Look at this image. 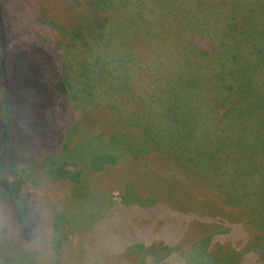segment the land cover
Instances as JSON below:
<instances>
[{
  "label": "trees",
  "instance_id": "obj_1",
  "mask_svg": "<svg viewBox=\"0 0 264 264\" xmlns=\"http://www.w3.org/2000/svg\"><path fill=\"white\" fill-rule=\"evenodd\" d=\"M83 2V14L81 9L73 8L68 13L71 15L70 21L79 26L82 25V16L84 13L89 14L86 13L87 9L97 12L95 14L97 18L94 21L101 22L108 16L104 26L101 27L103 31L95 33L97 36H94L93 40L89 42L95 43V46L98 37L102 40L112 37L116 40L121 38L127 42L132 36L133 33L130 29L120 30L125 32L123 37L115 31L112 32L113 36L109 34V29L116 28L118 24L116 18L119 16L122 4L136 3L140 9L152 8V10L162 11L164 15L169 12L176 17V20L165 22L163 26L170 30L173 27L186 28L187 34H184L186 40L180 41V43L176 42L177 48L184 51L193 49L202 56L215 55L217 62V68L213 69L209 67V63L200 67L195 65L199 61L192 62V65L199 67L194 70L190 65L189 72H192L174 82L173 90L180 93L186 102L185 110L176 115L180 125L183 126L182 135L188 133L189 137L194 139L197 136L202 137L201 140L206 142L202 146H205L208 144L205 134L213 136L210 132L211 128H217V136H219L225 132V127L228 124L236 125L238 128L234 132L242 134L243 140H246L244 141L246 143L244 145L245 153L249 152L254 157L257 153L264 155V145L250 146L248 149L250 135L264 134V131L259 133L250 130L249 122L246 123L249 102L257 103L264 108V0H84ZM10 3H16L19 6L21 3V11L16 13V18L8 10ZM25 7H27V0H0V264H40L47 262L46 258L50 260L51 264H138L129 256L126 258L113 252L106 233V215L101 217L99 223L93 224L96 221H84L80 212L67 214L68 219L60 228H56V222L53 224L55 230L50 237L47 221L42 214V204L27 186L29 181L27 172L35 166L43 165L46 160H53L59 146L63 143L66 132L64 124L68 121L67 105L73 101L69 98L67 74L64 72L63 57L61 58L64 49H67L68 46L66 43H62L64 39L56 40L57 30L55 28L51 26L46 28L47 25H45L40 29H30L29 52L38 53V55L36 58H32V55L25 57L24 68L23 66L20 68L14 58L21 47L12 40L11 32L19 23L26 22L28 14L23 12ZM24 28L26 27L21 25L19 30L21 35L18 32V36L25 40L27 29ZM189 28L194 29L190 30ZM181 33L183 35V32ZM46 36L49 43L43 41ZM120 42L121 40L118 41V43ZM128 42L130 43V41ZM128 48L129 44H125L120 54L127 55L129 58L134 57V55L128 54ZM130 49L137 53L136 44ZM155 53L159 54L156 50ZM193 54L192 52L190 55ZM132 63L136 65L140 62L132 61ZM98 65L94 69H98ZM23 69L36 73L38 79L42 78L46 82L43 86L45 91L50 94V99L45 101V98L42 97L40 108H31L28 104L27 110V107L23 106L24 101L19 95L18 87L21 84ZM203 69L214 71L204 76L200 74V72L204 73ZM130 75L128 74V77ZM102 76L106 77L103 72ZM118 77H120L119 74L117 81H119ZM133 77L136 79L134 75ZM199 79H201L203 89L207 90L206 93L210 92V88H220L221 91H217L215 95H224L229 101L226 108H222L223 113L220 105L213 108V118L217 119H212V123L205 126L199 116H206L209 111L198 110L197 96L194 92L198 85L196 81ZM157 81L156 88L160 89L162 80ZM117 85L121 88L119 93L123 97L129 96L132 92L130 83L126 88H122L118 82ZM238 88L249 89L247 101L245 98V100L242 99ZM161 89L163 90V87ZM156 91L159 93L160 90ZM138 95L141 96V94ZM165 95L167 93L164 92V96L160 97L162 107L157 110L155 118H145L139 115L137 118L134 117L137 126L145 128L147 132V126L152 125L153 132L159 135L162 125L160 122L166 121L164 120L167 115L165 110L169 108L171 111L175 106L181 109L174 103L173 106H169V102L165 101ZM132 118L129 115L127 120L131 121ZM235 120L238 123L234 124ZM257 124H261V122L257 120ZM219 127H221L220 133ZM191 138L189 139L193 140ZM153 139L151 141H154ZM216 148L215 154L212 153L211 158H214L219 169L211 171L218 173L221 176V181L218 182L217 178L208 177L207 169H205L201 178H198V182L203 180L204 182L200 183L209 187L211 185V188L218 190L221 196L229 198L222 200V204L238 208L239 214L236 221L224 223L223 219L220 224V219L216 217L217 214L200 220L193 213L189 215L180 213L158 203H153L154 207L135 205L128 208L123 205L122 201L118 202L108 198L102 205L103 214L117 211L114 214L121 218V214L131 211L129 214L134 216L132 209L138 214L135 233L131 236L126 234L125 245L122 247L123 250L127 248L126 255L145 253L144 262L141 264H264V184H262L264 172L254 171L256 168L264 166L257 162L248 171V176L251 174L248 179L240 176L236 178L235 174L234 182L227 184L226 176L234 174L231 164L233 163L232 157L235 156L228 152L232 148L225 144ZM108 152L110 153H106L107 159L101 163L104 165L100 170H103L105 165L106 168L111 167L114 170L122 161L119 160L117 164H114V162L116 163L115 156L113 152ZM122 156L126 155L123 153ZM184 157L186 161L183 165L181 161ZM200 157L206 156L201 155ZM173 158L180 161L179 166H184V171L186 168L189 170L190 156L188 154ZM172 162L175 163V161ZM19 165L22 169L20 174L14 173L15 166ZM52 167L55 169L48 172V177L55 179L56 169L59 168V165H54L53 162ZM201 169L203 170V168ZM92 171L96 172L97 169ZM153 171H156L155 168ZM184 171L170 167L164 172H156L160 176L163 175L162 177L175 174L178 179L184 180L181 174ZM211 171L208 170V173ZM236 171L238 170L236 169ZM102 173L97 176H101ZM198 174L201 175L200 170ZM9 175H12V178H9ZM253 185L256 187L251 188ZM86 205L87 199L83 200L80 211L86 209ZM246 208H248V216ZM160 211H164V215L167 212L169 217H186L203 226L209 225L211 227L209 233L200 240L201 249L198 251L192 247L190 252L181 249L182 246L179 245L182 242V232L172 233L168 236L164 235L165 232L160 235L157 228L160 223ZM142 218L147 220L146 225L152 226L150 229L144 230L148 228L145 226L144 229H141ZM88 223H91L92 226L86 227ZM253 229L257 233H253ZM78 230H83V234H85L82 240L83 248L77 249L75 255L71 253V257H67L69 249L66 242L72 244L73 239L69 240V236ZM239 241H244V243L239 245ZM247 242L249 248L241 251ZM156 244H163L168 248V253L160 261L162 263L157 261L154 255ZM215 246H217L216 253L213 252ZM225 246H228L227 250L224 249ZM148 247H150L149 253L145 250ZM72 248L71 246L70 249ZM49 262L47 264H50Z\"/></svg>",
  "mask_w": 264,
  "mask_h": 264
},
{
  "label": "rangeland",
  "instance_id": "obj_2",
  "mask_svg": "<svg viewBox=\"0 0 264 264\" xmlns=\"http://www.w3.org/2000/svg\"><path fill=\"white\" fill-rule=\"evenodd\" d=\"M83 1L27 0V7L23 9V12L28 14L26 22L24 20L25 23H19L11 32L12 40L21 47V50L17 51V55L14 57L20 68L22 66L24 68L25 57L32 55V58H36L38 55V53L29 52L28 48L31 38L30 29L32 28L40 29V27H45V25H47L46 28L51 26L57 30L56 40L64 39L62 43H66L68 46L67 49H64L61 58L63 57L62 62L65 69L64 72L67 74L69 98L73 101V106L72 103L67 105L68 121L64 124L66 131L64 140L53 160H46L43 165L35 166L27 172L29 178L27 186L30 187L35 198L42 204V214L47 221V230L50 237H52L55 230L53 224L56 222V228H60L65 220L67 221V214L80 212L79 214H81L84 221H96L93 224L99 223L101 217L106 215V233L113 252L119 253L126 258L129 256L135 263L141 264L144 262L145 253L139 252L126 255L127 248L125 250L122 248L125 245L126 234L131 236V234L135 233L138 214L134 209H132L134 216L129 214L131 211L121 214V218L114 214L117 211H111L108 213L109 215L103 214L102 205L108 198L115 199L118 202L122 201L123 205L128 208L135 205L154 207L153 203H158L180 213L188 215L193 213L200 220L217 214L216 217L220 219V224H222L223 219L224 223L236 221L235 219L238 218L239 214L238 208L222 204V200L229 198L221 196L218 190L211 188L210 184L209 187L204 185V183H200L204 182L203 180L198 182V178H201L202 173L207 169L208 177L217 178L218 182L221 181V176L211 171L219 169L211 155L212 153L215 154L216 147L221 144L231 147L232 150L228 152L235 156L232 157L233 163L231 164L232 168H234V174L226 176L227 184L234 182L235 174L236 178L240 176L248 179L251 175L248 176V171L255 163L259 162L264 166V155L257 153L254 157L249 152H247L248 154L245 153L244 145L246 143L244 141L246 140H243L242 134L234 132L238 128L236 125L228 124L225 127V132L219 134V136H217V128H211L212 131L210 132L213 136L205 134L208 143L205 146H202V144L206 143L201 140L202 137L197 136L194 139L189 137L188 133L182 135L183 126L180 125L176 115L178 112L185 110L186 102L182 99L180 93L173 90V78L172 76H167V74L172 75L173 73L170 68L168 69V66H170L168 60L171 54H180L181 62L186 64H188L192 52L199 54L193 49L184 51L177 48L176 42L180 43V41L186 40L184 35L187 34L185 32L186 28L173 27L170 30L162 26L165 22L156 23L153 47L154 53L156 50L159 55L155 53V60L151 62L154 69L150 73L141 72L138 75V79L134 73L136 78L134 79L133 73L130 70H126L130 68V64L125 60L122 61L123 54H120L125 44H129L128 54L130 56L135 54V50L130 49L135 44L134 41L131 42V38L128 39L130 43L121 38V42L118 43L120 40L112 39L113 37L105 40L98 37L96 38L98 40L96 46L94 45L95 43H89L94 36H97L95 33L103 31L101 27L104 26L108 16L101 22L96 20L95 22L94 19L97 18L95 15L97 12L87 9L86 13L89 14L86 15L84 13L82 16V25L79 26L69 20L71 15L68 13L73 8L81 9L83 14ZM8 10L16 18V13L21 11V3L20 6L16 3H10ZM148 11L152 12V8L148 9ZM166 14L169 20L177 19L169 12H166ZM21 25L26 27L24 29H27L25 40L18 36ZM181 26L184 25L181 24ZM49 30L52 32L50 27ZM120 30L119 28H110L109 34L113 36L112 32L115 31L118 35L125 36V32ZM181 32H183V35ZM19 33L21 35V32ZM161 34H164L163 38L159 37ZM43 41L49 43L48 37H44ZM136 47L141 52V46L136 45ZM150 49L151 47L149 46L147 50L145 49V52H150ZM93 58L95 60H92ZM212 58H209L206 63H214ZM97 65L99 66L98 69H94ZM164 67L167 78H165L163 73ZM182 67V64H180L179 70H182ZM23 70L21 72V84L18 86L19 95L24 101L23 106L27 107V110L28 104L31 108H40L42 106V97L45 98V101L50 99V94L45 91L43 86L46 82L42 78L38 79L36 73ZM102 72L106 77L102 76ZM118 74L121 77V79L118 77L119 81H117ZM128 74L131 75L128 77ZM161 75L163 76L160 77ZM158 76L162 80L159 78V81H161L160 89L156 88ZM152 80L153 82L155 81L152 84L153 86L149 84ZM117 82L121 84L122 88H126L129 83L130 85L133 83L131 85L132 92L129 96H121L119 93L121 88L117 85ZM162 87L163 90L161 89ZM156 90H160L159 93ZM237 90L242 99L247 101L249 89L238 88ZM164 92L165 94L167 93L165 95L166 103L169 102V106H173L174 103L181 109L175 106L171 111L169 108L165 110L167 115L164 120L167 122H160L162 125L159 135L153 132L152 125L147 126L148 130L146 132L145 128L135 124L134 117L137 118V115H139L145 118H155L157 110L162 107L160 97L164 96ZM138 94H141V96ZM209 98V109L211 112L216 106L227 103L224 95L216 96L210 93ZM129 115L133 117L131 121L127 120ZM263 115L264 108L257 103H248V120L246 123L248 124L249 122L250 130H255V132L259 133L264 131ZM257 120L261 124H257ZM235 123H238L237 120H235ZM220 128L219 133L221 131ZM150 138H154V141H151ZM245 138L248 140L246 135ZM249 140L251 142L248 141V149L250 146L258 147L264 145V134L250 135ZM108 151L113 152L115 156L116 163L114 162V164H117L119 160L122 161L117 168L114 166V170L111 167L106 168V165L103 170H100L104 165H101V163L107 159L106 153H110ZM123 153L126 156H122ZM185 154L190 156V168L189 170L186 168V171H184V166H179L180 161H176L173 158L175 156H185ZM201 155L206 157H200ZM117 157L118 159H116ZM52 161L54 165H59V168L56 169L55 179L48 177V172L55 169L52 167ZM172 161H175V163ZM185 161L186 158L184 157L181 163L184 165ZM170 167L184 171V173H181L184 180L178 179L175 174L165 177H162L163 175L160 176L158 172H164ZM153 168L158 172L153 171ZM15 169L16 171L13 172L20 174L21 165L15 166ZM93 169H97V171L94 172L92 171ZM199 170L201 175L198 174ZM208 170L211 173H208ZM254 171L263 173L264 167H258ZM99 173H102V175L98 177ZM260 173L257 174L261 175ZM9 178H12V175H9ZM262 184H264V177ZM255 187L253 185L251 188ZM85 199H87L86 209L80 211ZM246 211L248 216V208H246ZM110 218L112 219L110 220ZM151 218L153 219V217ZM159 218L160 223L157 228L160 235L165 232V236L182 232V242L179 246H182L181 249H185L187 252H190L193 249L192 247L199 251L201 249L200 240L211 229L209 225L203 226L190 218L169 217L167 212L164 215V211H160ZM140 223L141 229H144V226L148 227L144 230L152 227L146 225L147 220L143 218ZM91 226V223L86 224V227ZM137 228L139 227L137 226ZM254 232L255 230L253 229ZM73 235L70 234L69 236V240L73 239V243L66 242L69 249L66 254L67 257H71V253L75 255L74 253L77 252V249L83 248L84 242L82 240L85 235L83 230H78ZM243 243L244 241H239L238 244L241 245ZM71 246L73 247L72 249H70ZM216 247L213 248L214 253L217 251ZM248 248L247 242L241 251ZM224 249L227 250L228 246H225ZM145 250L149 253L150 247ZM167 253L168 248L163 244H156L154 247V255L159 262L162 261V257ZM46 260L48 261L40 264H47L50 261L47 258Z\"/></svg>",
  "mask_w": 264,
  "mask_h": 264
},
{
  "label": "crops",
  "instance_id": "obj_3",
  "mask_svg": "<svg viewBox=\"0 0 264 264\" xmlns=\"http://www.w3.org/2000/svg\"><path fill=\"white\" fill-rule=\"evenodd\" d=\"M116 20L118 21L116 28L132 30L133 34L130 37L131 42L134 41V43L136 45L141 46V52L137 48V53L134 54V57L129 58L127 55H122V61L125 60L130 64V68L126 69V70H130L133 73V75L135 73L137 79H138V75L141 72L146 71V72L150 73L151 71H153L154 66L151 62L155 60V53H154V47H153L154 42L153 41L155 40L154 34H155V29L157 27L156 23L161 24L163 22H168L170 20L167 19V16L164 15V13L162 11L152 10V12H149L148 10L140 9V7L137 6L136 3L126 4V5L122 6L120 11H119V16L116 18ZM164 24L165 23H163V25ZM163 36H164V34L159 35L160 38H163ZM149 46L151 47L150 52H145V49L147 50L149 48ZM157 55H159V54H157ZM172 57H174V58H172ZM180 57H181L180 54L179 55H177V54L172 55L171 54V56L168 60L170 62V66H168V69L170 68L171 69L170 71H173V73H172V75L167 74V76H172L173 83L176 82L177 80L181 79L182 77L184 78L187 73L192 72V71L189 72L190 71L189 70L190 65L195 70L199 66L201 67L202 65L206 64V61L209 58L213 57L212 60L214 61V63H209V67L211 69L217 68V62L215 60V55L202 56L201 54L194 53L193 55H190V60H189L188 64L181 62ZM131 60L137 61L140 63L134 65ZM196 61H199L198 63H195V65H199L198 67L195 65H192V62H196ZM180 64H182V66H183L182 70H179ZM157 67H158V65H157ZM211 69H203L202 71L204 73L200 72V74H203L204 76L211 74L214 71ZM163 73L165 76V67H164ZM153 74H154V72H153ZM162 76L163 75H161L160 77H162ZM160 77L158 76L157 80H159ZM197 77H199V76L197 75ZM165 78H167V77L165 76ZM160 80H161V78H160ZM154 83H155V81L153 82V80H152L151 83H149V84L152 85ZM196 83L198 85L196 86V89H194V92L197 96L198 110H205L206 109L207 112L209 111V114H207L206 116L205 115L199 116L201 118L200 119L201 122H203L204 126H205L208 123L209 124L212 123V121H211L212 119H217V118H213L214 117V115H213L214 109L212 110V112L209 109V104H210L209 94L212 93L213 95H215L216 92L221 91V89L215 88V87L210 88V92L206 93L205 91H207V90L203 89L201 79L197 80ZM196 83H195V85H196ZM208 85H210V84H208ZM192 92H193V90H192ZM228 104H229V101H227L226 104L220 105V107H221L220 109H221L222 113L224 112V110H222V108H226V105H228ZM145 109H147V108H145Z\"/></svg>",
  "mask_w": 264,
  "mask_h": 264
}]
</instances>
